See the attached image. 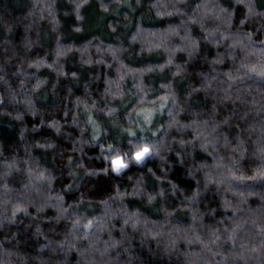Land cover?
Instances as JSON below:
<instances>
[{
	"label": "trees",
	"instance_id": "obj_1",
	"mask_svg": "<svg viewBox=\"0 0 264 264\" xmlns=\"http://www.w3.org/2000/svg\"><path fill=\"white\" fill-rule=\"evenodd\" d=\"M261 12L0 0V264H264ZM146 114L171 166L112 183L97 148Z\"/></svg>",
	"mask_w": 264,
	"mask_h": 264
},
{
	"label": "clouds",
	"instance_id": "obj_2",
	"mask_svg": "<svg viewBox=\"0 0 264 264\" xmlns=\"http://www.w3.org/2000/svg\"><path fill=\"white\" fill-rule=\"evenodd\" d=\"M252 14L255 13H253L252 7L249 5V15ZM259 15H264V12L259 13ZM114 111L115 109H111L110 113ZM155 111H159V109ZM151 123L152 120L148 117L143 120H130L129 126L121 129L123 133H126V139L119 142L103 143L98 146L99 158L104 162V166L99 170L103 171L105 176L111 179L112 183L120 182L125 177L130 179L135 176L141 171L140 169L145 167L149 160L156 162L162 171H167L166 165L168 167L171 166V162L167 159L170 145L165 143L164 137L156 136V132L159 129L150 127ZM137 129L140 130V135L137 134ZM100 135L101 130L97 126L94 129L92 141H85L84 143H95ZM105 151L107 154H105ZM141 153L142 155H139ZM138 155L139 158H137ZM132 166H135L138 170L127 174ZM148 171H152L151 166L148 167Z\"/></svg>",
	"mask_w": 264,
	"mask_h": 264
},
{
	"label": "rangeland",
	"instance_id": "obj_3",
	"mask_svg": "<svg viewBox=\"0 0 264 264\" xmlns=\"http://www.w3.org/2000/svg\"><path fill=\"white\" fill-rule=\"evenodd\" d=\"M153 116H154V115H152V114H149V115L146 114L144 117H145V118L148 117V118H150V119L153 121V119H154ZM92 124H93V123H92ZM93 126H94V128H96V125L93 124Z\"/></svg>",
	"mask_w": 264,
	"mask_h": 264
},
{
	"label": "snow or ice",
	"instance_id": "obj_4",
	"mask_svg": "<svg viewBox=\"0 0 264 264\" xmlns=\"http://www.w3.org/2000/svg\"><path fill=\"white\" fill-rule=\"evenodd\" d=\"M139 155H142V153H141V154H139ZM139 155H138V157H137V158H139Z\"/></svg>",
	"mask_w": 264,
	"mask_h": 264
}]
</instances>
